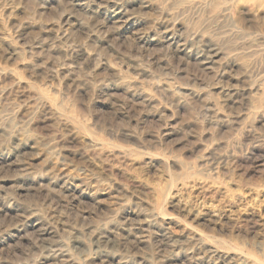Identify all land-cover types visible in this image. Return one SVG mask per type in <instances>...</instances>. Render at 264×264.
I'll return each mask as SVG.
<instances>
[{"label":"rangeland","instance_id":"obj_1","mask_svg":"<svg viewBox=\"0 0 264 264\" xmlns=\"http://www.w3.org/2000/svg\"><path fill=\"white\" fill-rule=\"evenodd\" d=\"M0 264H264V0H0Z\"/></svg>","mask_w":264,"mask_h":264},{"label":"bare ground","instance_id":"obj_2","mask_svg":"<svg viewBox=\"0 0 264 264\" xmlns=\"http://www.w3.org/2000/svg\"><path fill=\"white\" fill-rule=\"evenodd\" d=\"M61 253V252H60Z\"/></svg>","mask_w":264,"mask_h":264}]
</instances>
